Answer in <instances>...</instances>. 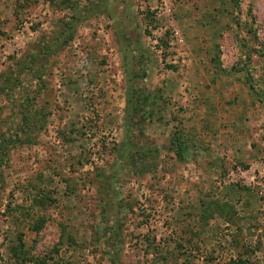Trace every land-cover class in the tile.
Returning <instances> with one entry per match:
<instances>
[{
	"label": "rangeland",
	"instance_id": "rangeland-1",
	"mask_svg": "<svg viewBox=\"0 0 264 264\" xmlns=\"http://www.w3.org/2000/svg\"><path fill=\"white\" fill-rule=\"evenodd\" d=\"M165 2L0 0V264H264V0Z\"/></svg>",
	"mask_w": 264,
	"mask_h": 264
},
{
	"label": "crops",
	"instance_id": "crops-1",
	"mask_svg": "<svg viewBox=\"0 0 264 264\" xmlns=\"http://www.w3.org/2000/svg\"><path fill=\"white\" fill-rule=\"evenodd\" d=\"M230 22L231 21H227V24H230ZM228 26L232 27L233 24H230ZM252 41H250V39H248L247 40L248 45L250 44V46L253 49H255L256 47H258L256 49L259 50V52H256L255 53L254 50L245 51L243 53L244 54V58H245L246 62L247 61H253V59H254V61H257V62L260 61L261 62V67H263V69H264V49H263L264 47L261 44L257 45L258 43L257 44L256 43L254 44V42H252ZM260 84L264 85V79L262 80V83H260ZM262 90H264V88ZM250 91H252V89L251 90L250 89H247L246 90V92H250ZM252 105H254V104H252Z\"/></svg>",
	"mask_w": 264,
	"mask_h": 264
},
{
	"label": "trees",
	"instance_id": "trees-1",
	"mask_svg": "<svg viewBox=\"0 0 264 264\" xmlns=\"http://www.w3.org/2000/svg\"><path fill=\"white\" fill-rule=\"evenodd\" d=\"M71 39H72V36L67 38L66 40H71ZM152 100H153V95L146 98L147 105H149ZM145 111H146V114H149L148 107L145 109ZM175 144L177 146L176 153L179 154L180 156H183L186 158L188 156V154L190 153L191 148L189 146L185 145V143H182L180 139L177 142H175ZM0 149H1V146H0ZM0 154H1V152H0ZM34 264H46V262L45 261H41V262L35 261Z\"/></svg>",
	"mask_w": 264,
	"mask_h": 264
},
{
	"label": "built area",
	"instance_id": "built-area-1",
	"mask_svg": "<svg viewBox=\"0 0 264 264\" xmlns=\"http://www.w3.org/2000/svg\"><path fill=\"white\" fill-rule=\"evenodd\" d=\"M165 1H166V0H161L162 4H164V8H165V9H162V8H161V9H159V10H160L161 12L163 11V12L166 13V12L169 11V10H168V7H167ZM159 13H160V12H159ZM176 36H178V33L176 34Z\"/></svg>",
	"mask_w": 264,
	"mask_h": 264
}]
</instances>
